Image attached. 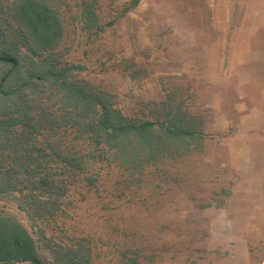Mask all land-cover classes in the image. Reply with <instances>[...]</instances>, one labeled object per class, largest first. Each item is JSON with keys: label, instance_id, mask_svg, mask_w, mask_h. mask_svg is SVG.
Masks as SVG:
<instances>
[{"label": "rangeland", "instance_id": "rangeland-1", "mask_svg": "<svg viewBox=\"0 0 264 264\" xmlns=\"http://www.w3.org/2000/svg\"><path fill=\"white\" fill-rule=\"evenodd\" d=\"M44 1L62 26L53 58L76 67L72 82L128 118L193 115L197 132L135 168L113 161L115 149L89 155L55 219L34 222L18 195H4L0 212L31 234L44 264L49 239L80 241L91 264H121L123 253L139 264H264V0ZM41 92L33 159L52 143L42 162L60 163L57 142L92 153L77 114Z\"/></svg>", "mask_w": 264, "mask_h": 264}, {"label": "trees", "instance_id": "trees-1", "mask_svg": "<svg viewBox=\"0 0 264 264\" xmlns=\"http://www.w3.org/2000/svg\"><path fill=\"white\" fill-rule=\"evenodd\" d=\"M58 17L54 7L44 0H0V201L4 195H18L19 209L30 214L34 222L55 219L61 212L68 188L74 176L84 171L89 155L115 149L112 159L122 158L135 168L154 161L166 142L167 147L173 145L177 150L183 141L185 146L189 144L197 132L193 121L198 118L193 115L172 111L165 124L128 118L101 94L72 82L67 74L76 67L53 58L51 46L62 32ZM36 89L41 93L51 90L63 114H77V136L94 145L93 154L71 152L57 142L54 146L61 156L60 163L48 168L42 162L55 153L52 143L36 149L42 156L37 162L33 159L32 151L37 147L35 143L30 146L35 139L34 126L45 115V109L37 113ZM54 122L48 119L49 125ZM49 241L51 244L45 248L52 255V264H91L90 247L85 248L80 241L72 245ZM121 257V264H139L126 253ZM0 264H44L31 234L14 217L2 212Z\"/></svg>", "mask_w": 264, "mask_h": 264}]
</instances>
